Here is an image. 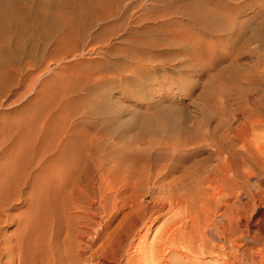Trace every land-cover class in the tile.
<instances>
[{
	"label": "rangeland",
	"instance_id": "374dc122",
	"mask_svg": "<svg viewBox=\"0 0 264 264\" xmlns=\"http://www.w3.org/2000/svg\"><path fill=\"white\" fill-rule=\"evenodd\" d=\"M30 1L0 0V12L11 6L14 9L11 23L0 21V74L2 80L9 78L11 82L19 78V83L13 82L7 92L9 99L0 97V175L4 179L8 176L7 181L12 179L8 181L10 187L17 175L24 172L27 156L32 157L26 165L27 174L40 162L43 150L33 154L34 147L52 141L65 124L72 125V137L89 148L83 152L82 161L87 159L86 176L92 183L87 191L90 210L97 213L96 219L104 228L95 231L99 226L93 225L92 234H98L100 239L111 236L103 263L118 264L117 259L124 263L127 253L150 260L153 241L166 229L180 227L187 236L193 230L194 220H211L218 201L205 179L206 170L215 161L208 158L210 148L198 151L197 145H190L184 148L188 154L184 149L180 152L178 168L172 169L176 166L171 165L169 153L150 157L145 152L147 141L153 137L140 136L138 127L162 122L159 120L164 118L185 130L187 126L200 125L216 126L222 132L229 126L236 133V149L245 142L251 145L253 157L262 161V167L252 163L258 179L251 183L258 189L254 190L257 193H253L247 213L249 235H263L264 154L259 148L264 146V123L254 127L244 109L256 95H264V72L260 65L264 45H260L262 50L257 42L249 44L246 38L251 29L237 27L240 23L255 22L253 14L264 9V0H53L59 2L57 6L71 34L61 36L57 46H44L34 36L31 43L21 46L27 51L32 46L34 51L22 59L12 53L20 43L17 19L31 20L35 15L25 7ZM166 32L170 34L167 39ZM26 60L33 65L17 75L16 67ZM107 108L113 112L112 119L104 113ZM41 128L46 130L44 135ZM106 131L116 134L106 137ZM49 160L46 158L45 162ZM152 164L162 166L151 170ZM167 169L170 171L166 172ZM190 169L200 172L190 174ZM45 172L46 169H36L30 178L32 187L21 190L30 191L35 204L32 208L36 209L29 210L20 200H12L8 212L13 216L31 212L34 220L53 213L52 220L58 225L53 234L56 231L59 256H67L70 252L68 241L63 240L66 233L60 187L56 181L50 183ZM43 194L48 196L45 202ZM48 206L54 210H46ZM257 210L262 214H257ZM29 213L27 219L37 226L39 219L32 223ZM235 219L239 222V227L235 226L239 234L244 231L245 222L242 216ZM13 223L5 228L8 234L16 227ZM225 224L224 221L219 232L227 238L230 235ZM34 227L31 230L36 231ZM31 230L28 236L38 235V230ZM30 237L25 238V244L33 259L28 258V253L27 258L29 264H36L33 261L37 259L39 264L41 241L37 244L36 236L35 240ZM63 247L66 253L61 252ZM67 257L62 259L66 261ZM173 257L169 255V259ZM216 260L213 255L203 254L190 256L187 262L217 264Z\"/></svg>",
	"mask_w": 264,
	"mask_h": 264
},
{
	"label": "bare ground",
	"instance_id": "6f19581e",
	"mask_svg": "<svg viewBox=\"0 0 264 264\" xmlns=\"http://www.w3.org/2000/svg\"><path fill=\"white\" fill-rule=\"evenodd\" d=\"M27 3L28 2H26L25 7H27V9H29L30 11H34L35 15L31 18V20L25 21V18L21 17L17 19L18 22L16 26L21 27L20 33L19 31H17V33L19 34L18 36L20 43L13 47L14 49L12 53L15 54L16 57L22 59L24 56L25 58L29 57V55L34 51L32 46L30 47L29 51L25 50V48L22 49L21 47L22 45L31 43L34 36H37L38 41L44 46L48 44L57 46L60 43L61 36H68L69 34H71V30L66 24L67 22L63 21L62 19L60 6H57L59 5L58 1L53 2V0H31L28 4ZM12 7L13 6H11V8L9 9L5 8V10H2L0 12V21H7V23H11V20H13L12 13L14 12V9ZM253 15L254 17L252 18L256 20L255 22L252 21L254 19H248L253 23H240L239 26L237 23L235 24H237V28L241 30L246 29L247 27L250 28L251 32L246 40L249 42V44L257 42L258 46L260 47V45H264V9ZM167 32L164 36V38L166 39L169 38L170 35ZM238 35L240 34L238 33ZM32 65V61L29 60H26L23 63L19 64L16 67V69L18 70L17 75H21L23 71L27 70ZM260 65L261 70L264 72V60H262ZM13 82H16V84H18L19 78H17L16 81L11 82L9 78L6 80H2L0 74V97H5L6 100L9 99V96H7V92L10 91V89L13 87L11 86ZM111 109L107 108L104 110L106 111L104 113H107L110 119L113 118L112 110H114ZM244 114L247 116V118L250 119L249 121L253 126L256 123H264V95H256V97L253 98L252 101H249L248 108L244 109ZM165 119L166 118L159 120L162 122L140 125V127H138V134L140 136L147 135L153 137L152 140L147 141L146 146L148 147V149L145 150V152L150 157H158V154H160L161 152L169 153L171 165L176 166L172 169H176L178 168L179 162V159L177 158H180L182 154L180 152L183 151L185 147H189L190 145H197L196 149L198 151H204L206 148H210L208 158L212 161H215V164L211 165L210 169L206 168L207 175L205 181L207 184H211L212 190L215 191L214 196L218 201V205L216 204L217 210L215 209V212L211 216V220L205 219L204 222L199 219L194 220L193 230L188 233L187 236V233L184 232V229H181L180 227H172L166 229L162 234H160V236L157 237L155 241H153L151 246L152 249L150 250V260H141L143 256L140 255L139 258L137 257L138 255L132 257L130 255L131 253H127L125 260H123L124 263H122V260H118L117 258L116 262L118 264H190L187 262L190 256L200 257L203 254H210L217 258V264H264V234L253 237L249 235L248 229H250V220L247 213L250 199L253 197L254 190L258 189L256 188L258 187L256 184L251 183L252 179H258L252 163L254 162L257 167H262V161L259 160V157L257 158L255 155V158L253 157L252 154L254 153L252 152L253 149L251 148V145L245 142H242L243 144L240 145V148L236 149V133L232 129H230L229 126H225L222 132H219L216 126L213 128H207L199 127L200 125L195 128L187 126V130H185L184 127H181L178 124H169L168 121L170 120ZM45 123L47 124V121ZM70 126L67 127L65 124L62 128H60V134L49 143H46V145L43 146V144L41 143L42 146L40 145L37 148L34 147L33 152L31 153L36 154L38 152L37 150H43V158H40V162L36 164V168H34V171L32 173H26V165L32 158L30 156H27L28 158L25 157L26 159L24 161L26 164L23 165L24 170H22L24 172H22L19 176L17 175V178L15 180L13 179L15 182L12 181V187H10V184L8 182L10 179L7 181L8 176L5 177L6 179H4V176L0 175L2 176L0 177V264H11L13 262H15L16 264L30 263L29 259H33V254H29L30 252H27L26 246H28V244H25V240L29 239L28 237H30L28 236V231L36 226V222L33 223V221L38 219L39 223L41 222V227L38 226L39 223H37V228L34 227V229H37L38 231L40 230V233L36 230L38 235L33 234L32 237L34 238L36 236V243L38 241H41L40 248L42 251L39 250V252L42 253V256L39 264H104L103 260H105V252L108 244L111 241V236L109 235L100 239L98 234L95 236H93L92 234V230H94L93 225L99 226V230L95 228V231H100L104 228L101 222L96 219V217H98L97 213L90 210L92 209V206H90L91 200L88 197L87 191L89 185L92 183H90V180L86 176L87 171L85 168V162H87V159L85 161H82V157L84 156L83 152L89 150V148L87 149V146L84 145L82 141H78L72 137L71 131L75 129H73L72 125ZM65 130L66 132H64ZM62 132L65 133V135H63ZM83 132L81 131V134ZM45 133L46 130H43L42 134L44 135ZM112 133L115 132L106 131L107 135L104 134V137L105 135L106 137H111L110 135L115 136L116 133ZM93 136L91 135V138ZM85 138L88 137L85 136ZM90 141H92V139ZM263 147H261L262 150H260L259 148V151L263 152L264 154ZM185 152L188 154L189 151L187 150ZM46 158H50V160L45 162ZM83 158L85 159V157ZM77 162L79 163L77 164ZM94 163H96V160H94ZM78 165H81V168L78 167ZM158 166L152 164L151 170L156 169ZM164 167L166 168L167 166ZM36 169L38 171L46 169L47 172H45L44 175L49 180V182L52 181L53 183L54 181H56L58 183L57 185L60 187V204L62 205L61 207L64 216L66 233V238L64 237L63 240L66 239L68 241L67 246L69 249H67L69 250L68 252H70L68 254L69 257H67L68 255L66 256L67 253L64 247V250L61 251L66 253L64 256L62 255L63 257L68 258L66 261L62 259L63 257L61 255L59 256L60 252L57 248L58 244L56 240V231L55 234H53L54 227L58 226L54 223L55 219L52 220L53 216H55L53 215V213L49 212L50 215L48 217L40 218L39 216L34 220V217L32 215V217H30L31 212H27V214L29 213L28 218H32V223L34 224L33 225L30 222L31 219L29 218L30 221L27 219V214L26 216H23V213L19 214L18 212L17 216H13L14 214L11 215L8 212V210L11 209L12 200H20L21 203L27 205V209L29 210H31L30 208L35 205L34 202H32L33 197H31L30 191L29 193L26 191H22H24L23 188L30 189L32 187V180L30 178L34 177L33 173L36 172ZM169 171L170 170L167 169L166 172ZM189 171L190 174L194 175L200 172H195L191 169ZM206 171L204 170L203 173H205ZM41 180H43V178ZM45 182L46 181H44L43 183ZM57 185H55V188H57ZM178 186L179 185H177V187ZM59 187L57 188V191L59 190ZM55 188L52 189L56 190ZM161 188L163 187L161 186ZM43 192L44 191H42V193ZM59 192H57L58 197L60 195ZM99 196L100 198L102 197L101 194ZM47 198L44 199V202L47 200ZM49 199V201L51 202L52 199ZM93 202L95 201H92V203ZM54 203H52L51 205H53ZM47 204L49 203L47 202ZM38 205L40 207V201ZM35 207L34 209H36ZM45 208L46 210L48 208V211H51V209H49V206ZM34 209L32 208V210ZM35 211L36 213H38L37 210ZM262 212L263 211L260 210L256 211L257 214H262ZM32 213H34V211H32ZM235 216H237L238 219H240V217L242 216L243 221L245 222L243 226L244 231L240 232L239 234L236 233L235 226H238L237 223L239 222L235 219ZM224 221L226 222L225 227L229 233L228 235H230L227 238L226 236H222L219 232V230L224 227ZM12 222L16 224V227L12 233L9 232L10 234H8V231L5 228ZM38 227L40 228L38 229ZM262 228L264 229V226H262ZM31 231H34V233H36L35 230ZM29 234L31 235V232ZM39 234L40 237L38 238H40V240L37 238ZM67 241H65V243ZM36 243L30 244L31 246L34 244L35 247L38 246L37 244H39V242L37 244ZM254 246L256 247L255 250L252 249ZM61 248L62 247H60V249ZM31 249L33 250L34 248L31 247ZM31 252L34 253L33 251ZM37 252L38 249H36L35 252L38 256V254L40 253ZM27 253L31 256V258L29 255V257L27 256ZM169 255H172L174 257L169 259ZM39 256L37 258H39ZM146 260L149 262H147ZM37 261L38 259L33 262H36L37 264Z\"/></svg>",
	"mask_w": 264,
	"mask_h": 264
}]
</instances>
